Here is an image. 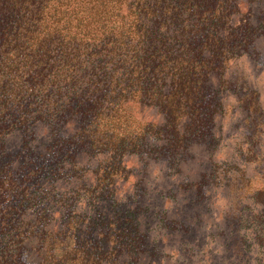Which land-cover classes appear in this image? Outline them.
<instances>
[{"label": "trees", "instance_id": "1", "mask_svg": "<svg viewBox=\"0 0 264 264\" xmlns=\"http://www.w3.org/2000/svg\"><path fill=\"white\" fill-rule=\"evenodd\" d=\"M262 37L264 0H0V264H27V252L37 264H149L142 214L164 222L177 189L146 191L155 159L125 166L152 153L168 169L218 159L239 110L261 164L259 91L241 63ZM91 159L94 210L71 218L57 178Z\"/></svg>", "mask_w": 264, "mask_h": 264}, {"label": "rangeland", "instance_id": "2", "mask_svg": "<svg viewBox=\"0 0 264 264\" xmlns=\"http://www.w3.org/2000/svg\"><path fill=\"white\" fill-rule=\"evenodd\" d=\"M264 37L258 45L260 56L247 60L241 64L248 75L250 91H259L261 105L262 143L260 152L264 155ZM254 58V56H253ZM254 86V87H253ZM249 90V89H248ZM245 91V89H242ZM234 91L228 88L223 91V102ZM233 101L228 103L234 104ZM237 108L238 105L236 104ZM232 124H226L224 136L215 141L214 150L220 152V157L207 161L205 154L183 157V168L168 169L162 156L157 154H141L131 156V160L138 165L128 164L125 171L130 174L138 173L142 165L151 162L146 170L145 188L150 195H156L168 188L177 189V196L165 205L172 214L164 215V222L157 217L143 213L146 222L145 232L148 239L147 249L151 250L149 264H264V157L259 160L252 156L253 152L248 135L252 129L244 130V113L238 111ZM248 129V127L246 128ZM20 140L13 138L12 147H16ZM209 146V145H208ZM213 146L210 147L213 148ZM198 149H202L199 147ZM97 160L91 159L84 167L82 176L69 173L67 166L65 174L57 178L58 186L55 193H63L67 199V216H79L84 213L86 220L94 210V203H88L85 195L88 184H82L85 177H91ZM77 172V171H74ZM141 174V173H140ZM137 178H139L137 176ZM133 179H129L123 186L120 196L133 193L128 188ZM120 185V183H119ZM55 186L46 184L45 188ZM170 193H167L169 195ZM147 197V194L144 198ZM154 198V201L152 200ZM122 200L121 203H125ZM151 206L161 203L155 202V196L148 202ZM128 204V203H127ZM159 211V208L154 209ZM158 212V214H159ZM79 214V215H78ZM160 215V214H159ZM104 229H98L100 237ZM163 241L160 244V241ZM160 244V245H159ZM159 246V247H158ZM161 246V247H160ZM176 254V255H175ZM109 258V255H107ZM39 256L33 252L26 253L27 264H37ZM102 256L97 264H106ZM107 262V258H106Z\"/></svg>", "mask_w": 264, "mask_h": 264}]
</instances>
